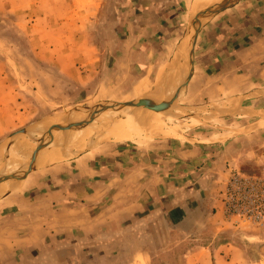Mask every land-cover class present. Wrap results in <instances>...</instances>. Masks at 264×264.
Instances as JSON below:
<instances>
[{
  "label": "rangeland",
  "instance_id": "rangeland-1",
  "mask_svg": "<svg viewBox=\"0 0 264 264\" xmlns=\"http://www.w3.org/2000/svg\"><path fill=\"white\" fill-rule=\"evenodd\" d=\"M160 3L161 10H156L152 17H139L134 13L136 9H144L150 5L146 0H103L93 5L99 13L90 17V22L83 31L90 45L84 50L90 49V52L87 51V55L81 53L72 56L74 68L71 69H67L64 64L46 62L40 58L39 37L30 30L34 11L20 10L22 12L19 13L9 8L0 9V180L7 174H21L27 170L45 133L56 122L69 118L82 121L80 119L87 118L83 116L85 108L93 106L91 110L96 112L94 105L101 106V103H127L145 97L147 93L151 96L156 94L153 91L158 87V70L173 60L180 43L186 39L190 17L181 13L184 10L188 12L191 0H162ZM212 19H216L222 26L208 33L213 35V42L209 47L202 50V37L197 40L192 73L185 95L181 98L183 100L176 101V107H185L186 113L188 111L195 114L200 112L197 109L199 106L210 107L230 98H243L245 107L264 109V17L257 14L249 17L248 22L242 21L241 17L230 22L221 11ZM136 20L139 21L138 24L135 28L131 27ZM213 20L202 25V29L210 30L207 25ZM65 54L59 55V58L63 60ZM177 112L174 110V113ZM204 112L207 113L202 114L203 119L206 117L208 121L200 120L203 121L200 125L187 126L185 129L181 126V134L166 132L160 137L151 135L134 141L94 136L92 141L87 140L85 144L74 143V151L68 146L65 150L66 146L61 144L59 148L56 147L55 151H59L54 154L61 157L59 161L34 167L25 182L17 180L0 184L5 185L0 187V223L5 218L1 215L3 205L12 195L14 197L9 204L24 199L28 207H34V203L40 199L38 191L45 192L49 188V180L44 188H41V184L45 178L50 177L47 173L52 169H60L58 173L62 177L59 180L63 182L70 175L65 172L66 169L77 170V173L82 174L84 170L89 172L101 166H138L147 169L146 173L141 170V176L146 174L150 177L165 169L167 174L162 178L169 186L171 198L162 200L157 192L153 193V197H148L153 211H156L159 204L165 206L173 202L177 198L175 195L189 192L198 183L209 187L208 198L211 202L207 203L210 209L207 215L203 214V217L199 216L193 222L199 225L203 218L206 223L202 231L198 226L197 236L190 237L182 232L172 231L169 242L155 244L151 264H211L210 253L216 252L222 244L231 248L229 264H264V216L260 221H253L248 217L227 215L225 212L227 187L232 177L264 180V112L223 117ZM100 117L101 115L96 118ZM165 118L166 131L180 123L195 125L198 121L196 118L191 120L189 116L174 118L170 115ZM74 127L71 132L80 128ZM60 129L53 131L46 147L50 148L51 142L62 138L63 133L67 132ZM107 143H114L121 165L101 157V146ZM19 145L20 149H17ZM145 179L146 176L143 180ZM225 180L226 187L221 189ZM75 183V188L83 187L81 181ZM13 184L21 186L7 194V187ZM164 192H168L167 188ZM78 193L79 198L83 197V192ZM95 196L90 201H96L101 206V197L97 200ZM218 197L223 204L224 223L215 216L220 210L219 207L216 208ZM70 200H64L63 204L70 205ZM31 209L27 208L26 214H31ZM179 213L181 209L174 210L171 226L174 224L172 220ZM35 214L38 218L47 213L37 210ZM75 216H78L77 213ZM65 218L66 214L60 215L57 227L54 226L57 234L62 237L69 234L61 224V219ZM31 221V218L25 219V222ZM9 223L6 222L5 225ZM90 225L101 231V224ZM32 236L20 243H39L38 228ZM15 237L14 233L10 235L6 231L1 234L0 231V254L3 255V252L12 248L11 241ZM61 238L48 239L44 241L47 245L41 246L43 250H52V255L38 258L27 253L21 257L22 263H148L145 257L139 255V250L144 247L142 245L137 244L136 254L129 256L128 252L120 253L122 249H102L101 240L94 242L83 239L79 232H74L70 240ZM67 244L71 255L65 251L68 249L65 247ZM233 248L241 251L243 259L239 251L231 254ZM47 249L43 253H47ZM15 260H18V255H3L0 264H18Z\"/></svg>",
  "mask_w": 264,
  "mask_h": 264
},
{
  "label": "crops",
  "instance_id": "crops-1",
  "mask_svg": "<svg viewBox=\"0 0 264 264\" xmlns=\"http://www.w3.org/2000/svg\"><path fill=\"white\" fill-rule=\"evenodd\" d=\"M99 1L102 2L103 0H0V9L9 8L19 13L22 12L20 10L29 9L34 11L33 18L30 21L32 26L30 30H33V33L39 37L38 53L40 54V58L46 60V62L50 61L55 64H64L67 69H71L74 68V63L71 60V58H73L72 56L81 53L87 55L86 52H90V49L84 50L88 49L90 45L87 43L83 31L86 30L85 25L90 22V17L98 15L99 10L94 9L93 5H96ZM146 1L149 2L150 5L144 7V9L141 7L140 10L136 9L134 12L136 16L152 17L155 12L161 10L162 4L160 1L162 0ZM195 1L196 0H191L188 12L184 10L181 14H186L190 17L192 6ZM253 1L255 0H241L234 6L217 10V6L221 2L217 0H204L198 5L199 7H197V9H194L193 16L196 18V16L202 13L203 18L201 25L213 20L212 18L221 11L224 16H226V20L230 22L236 21L238 17H241L242 21L248 22L247 19L249 20V17L257 14L264 17V0H257L258 7L256 6V9L253 6ZM114 2L116 6V1ZM26 5L27 7H24ZM136 6H139V4ZM138 22L139 21L136 20L131 27L135 28ZM219 26L222 25L214 19L207 25L210 30L202 29V27L200 28L197 40H199L200 36L202 37L203 40L200 47L202 50L209 47L210 43L213 42V40H211L213 35L208 33L212 30L219 29ZM189 50L188 40L184 39L177 48L173 60L158 70L156 80L163 71L173 69V67H175L173 65L174 63L176 64V62L179 65V72L182 65L186 68L185 77H190L191 69L185 62V60L187 61ZM76 51H78V53ZM64 53H66L65 58L61 60L59 55H64ZM185 92L186 88L180 99L182 96L184 97ZM210 108L219 113L236 109H246L243 104V98H230L221 103L212 104ZM185 109L187 110V108ZM199 111L200 112L197 113L198 116L195 117L198 120L197 122L206 119V117L203 119L202 114L207 112L202 110ZM209 113L214 114L211 111H209L208 114ZM184 114H186V111H184ZM191 120H193V117H191ZM197 122L195 125L190 123H187L188 125H185L186 123H180L179 125L185 129L187 126L192 127L203 123V121ZM113 144L114 143H107L101 146V157L109 158L112 160L113 164L121 165L120 159L116 153V147H114ZM141 170L142 173H146L147 169L138 166L127 168H120L117 167V165L116 167L101 166V168L89 170L91 173L84 170L82 174L77 173V170L70 171L66 169L65 172L70 175L68 174L69 178H67L68 180L65 182L59 180V177H62V175L58 173L60 169L48 171L47 174L50 175V177L43 180L44 183L41 184V188L48 185L46 183L47 180H49V188L45 192H42V190L38 191L40 199L34 203L32 209L27 206L24 199H20L21 201L18 200L15 204H9L8 202L13 199L14 195L9 197L10 199H7L5 202L6 206L3 205L1 215L5 218L2 219V224L0 223L1 234L7 231L10 235L14 233V236H16V239L14 238V240L11 241V245H13L12 248L7 252H3V255H18V260H15L18 264H24L22 263L21 257L25 256L27 253L35 255L38 258L43 255H45V257L52 255V250L47 248V253H43L46 249L43 250L41 246L47 245L44 241L48 239L58 240L62 237V235L57 234L55 228L57 227V218L62 214H66L67 218L64 220L61 219V224L63 228H66V231H69V234L65 233L66 236L61 239L70 240L73 238L74 232H79L83 239L92 240L94 242H97L95 240H101L102 249L105 248V250H107L112 247H114L115 250L122 249L120 253L128 252L129 256L136 254L137 250H135V248L137 244L142 245L144 247L139 250V255L145 257V260L148 262H146L147 264H151L152 258L155 255L153 253L155 244L160 242V244H165L169 242L172 231H179L190 237L197 236L198 226H200L199 228L202 231L206 223L203 218L200 219L201 222L198 220V223L200 222L199 225L193 222H196L199 216L203 217V214L207 215V213H209L210 206L207 203L209 202V187L204 186L202 183H198V185L189 190V192L183 193V195H175L177 198L173 200V202H169L168 205L165 206L159 204L156 211H153L151 209V201H149L148 198L153 197V193L157 192L162 200L171 198L169 195V186L162 178L166 176L167 173L166 170L163 169L159 174H152L151 177L146 174L141 176ZM145 176L146 179L143 180ZM153 176L157 177L153 178ZM78 180L83 184L81 189L75 188V182ZM226 182L225 180L221 189L226 187ZM166 188L168 192H164ZM78 192H83V197L79 198ZM94 196L95 199L98 198L97 200L101 197V206L96 203V201H90ZM69 199H71V204L67 206L64 205L63 201ZM219 199V197L216 199L217 206H215L216 208L219 207L220 210L215 216L223 222V204ZM24 202L25 204H23ZM27 208H29V210L31 209V211L33 210L31 214H26L27 212L25 210H27ZM177 208L181 209V213L172 220L174 224L171 226L170 221L173 218L171 215L174 214V210ZM5 210H8V212H5ZM37 210H43L47 214L38 216L37 218L35 214ZM76 213L78 216H75ZM131 215L134 217H131ZM26 218H31L33 221L25 222ZM6 222L10 223L5 225ZM91 223L101 224V231L94 229V227L90 225ZM30 227H32V229ZM37 228L40 238L39 243H20L25 242L26 239L32 238V234L35 233ZM16 232H18V235H15L17 234ZM22 232L26 234L20 235ZM68 246L67 244L65 247L68 248ZM230 249L229 246L227 247V245L222 244L216 252L210 253L211 264H229ZM65 251L68 255L72 254V252H69L71 251L69 248ZM236 251H239L241 254L238 248H233L231 254L236 253ZM239 252H237L236 255H238ZM104 253L108 254L107 252ZM204 254L207 253L204 251ZM3 255L0 254L1 257ZM241 258L243 259L242 254ZM241 261L242 260H239V262ZM133 263H135V261ZM38 264L42 263L39 262Z\"/></svg>",
  "mask_w": 264,
  "mask_h": 264
},
{
  "label": "bare ground",
  "instance_id": "bare-ground-1",
  "mask_svg": "<svg viewBox=\"0 0 264 264\" xmlns=\"http://www.w3.org/2000/svg\"><path fill=\"white\" fill-rule=\"evenodd\" d=\"M202 2L203 1L196 2V4L194 5V9H197V7H199L198 5H200ZM224 8L225 5L223 3H220L217 6V10ZM202 18V13H200L198 16H196L195 21H197L199 25H201ZM173 66H175L173 67V69H167L163 71L157 78L156 85L158 86L160 91L155 95L150 96L146 104L141 106L140 109H142L144 113L129 112L124 115L113 111L107 114H103V116L97 119L94 123L92 122L93 124L90 125L89 123L94 118L95 113L93 110L85 111L83 113V116H87V118L85 117V119H80L82 121H75L76 123L79 122L83 125L82 127L78 128V130L71 132V130L75 128L72 125H64L60 127L61 131L67 132L63 133L64 136L62 138H58L57 140H54L49 144L50 148H48V150L46 151V158L40 165H44L45 163L50 164L60 160L61 157L59 155H54L57 151H59H55L56 147L59 148V146L65 145V150L68 146L74 151V148L76 147L74 143L85 144L87 140L89 142L92 141L94 136H97L99 138L103 136V139L106 137H115L116 140L134 141L135 139H140L141 137H151V135H153V137H160L166 132H171L172 134H181L182 129L180 125L174 126L169 131H166L164 129V127L166 126V118L163 115H159L165 114L166 117H170V115L171 117H177L179 115H183L182 112L186 110L183 107H176L175 103L180 99L183 91H185L189 77H185L184 74L186 68H184L182 65L180 72L177 62L176 64L174 63ZM165 97H167V99ZM174 110L182 112L174 113ZM197 116V113L191 115V117L193 118ZM17 149H20V145ZM20 151L21 150H18V153H21ZM36 152L37 151H35L34 155L32 156V160L35 159L37 154ZM28 155L30 156V153ZM13 161L14 160L12 159V162ZM25 172L26 171H22L21 174H11L3 182L21 180L25 175ZM0 187H5V185H0Z\"/></svg>",
  "mask_w": 264,
  "mask_h": 264
},
{
  "label": "water",
  "instance_id": "water-1",
  "mask_svg": "<svg viewBox=\"0 0 264 264\" xmlns=\"http://www.w3.org/2000/svg\"><path fill=\"white\" fill-rule=\"evenodd\" d=\"M199 1H204V0H196L192 6V10H191V14H190V18H189V24H188V28H187V31H186V39L188 40V44H189V53H188V56H187V61H186V64L189 65L190 69L192 70L193 68V62H194V56H195V47H196V42H197V37H198V34H199V30L201 28L202 25H199V23L197 21H195V16H193V13H194V5L196 4V2H199ZM221 3H223L225 5V8L227 7H231V6H234L236 5L237 3H239L241 0H217ZM224 8V9H225ZM192 73V72H191ZM190 73V74H191ZM190 78V77H189ZM160 90L159 88L157 87L155 89V93H158ZM152 92V93H153ZM150 93H147L145 97H142V98H139L133 102H127V103H101V106L99 105H94L95 109H96V112L95 115H94V118L92 119L91 122L95 121L97 118V116L101 115L103 116V114H107V113H110V112H116V113H119V114H127V113H131V112H134V113H137V112H141V113H144L142 110H140L141 106L142 105H145L147 100L150 98ZM93 107V106H92ZM92 107H89V108H85L86 111H89L91 110ZM84 109V110H85ZM193 108H191L192 110ZM197 109H200L202 111H211L214 113V115L216 117H223V116H236V115H243V114H249V113H255V112H258V111H263L264 112V109H261V110H257L255 107H246V109L242 110V109H236V110H233V111H229V112H222V113H219L217 111H213L210 107H208L207 105H202V106H199L197 107ZM189 110V111H191ZM193 114V113H190L187 111L186 114L184 115H179L177 117H174V118H179V117H184V116H189L191 117L190 115ZM159 115H163V116H166L165 114H159ZM72 125V126H80L82 127L83 125L80 124L79 122H75L73 120V118H69V119H66L65 121L63 122H56L54 125H52L50 127V129L48 130L47 133H45V136L43 138V141L41 143V145L37 148V154H36V157L34 160L30 161V164H29V167L27 168L26 172H25V175L23 176V178L21 179L22 182H25L26 179L28 178L30 172L34 169V167L36 166H39L41 163H43V161L45 160L46 158V151L48 149V147H46V144H47V141L49 139V137L53 134V131L57 128H60L61 126L63 125ZM77 124V125H76ZM46 147V148H45ZM9 177V174H7L6 176H4L3 179L0 180V183L5 181L6 178ZM21 185H16V184H13L9 187H7L6 189V193L9 194L17 189H19ZM6 194V195H7Z\"/></svg>",
  "mask_w": 264,
  "mask_h": 264
},
{
  "label": "built area",
  "instance_id": "built-area-1",
  "mask_svg": "<svg viewBox=\"0 0 264 264\" xmlns=\"http://www.w3.org/2000/svg\"><path fill=\"white\" fill-rule=\"evenodd\" d=\"M246 207V209H243ZM264 180L232 177L225 199L227 215L248 217L260 221L264 216ZM246 214V215H245Z\"/></svg>",
  "mask_w": 264,
  "mask_h": 264
},
{
  "label": "trees",
  "instance_id": "trees-1",
  "mask_svg": "<svg viewBox=\"0 0 264 264\" xmlns=\"http://www.w3.org/2000/svg\"><path fill=\"white\" fill-rule=\"evenodd\" d=\"M254 6H255V7L258 6V2H257V0L254 1Z\"/></svg>",
  "mask_w": 264,
  "mask_h": 264
}]
</instances>
